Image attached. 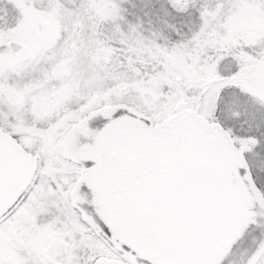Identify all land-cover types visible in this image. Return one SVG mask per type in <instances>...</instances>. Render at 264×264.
<instances>
[{"label":"snow or ice","instance_id":"6c2138e0","mask_svg":"<svg viewBox=\"0 0 264 264\" xmlns=\"http://www.w3.org/2000/svg\"><path fill=\"white\" fill-rule=\"evenodd\" d=\"M0 264H264V0H0Z\"/></svg>","mask_w":264,"mask_h":264}]
</instances>
